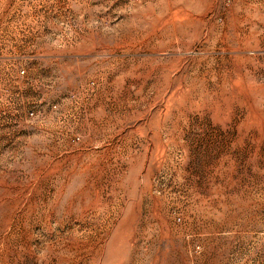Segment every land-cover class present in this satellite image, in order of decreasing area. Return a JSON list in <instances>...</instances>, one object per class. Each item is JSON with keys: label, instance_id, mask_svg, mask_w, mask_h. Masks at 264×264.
<instances>
[{"label": "rangeland", "instance_id": "1", "mask_svg": "<svg viewBox=\"0 0 264 264\" xmlns=\"http://www.w3.org/2000/svg\"><path fill=\"white\" fill-rule=\"evenodd\" d=\"M0 264H264V0H0Z\"/></svg>", "mask_w": 264, "mask_h": 264}, {"label": "built area", "instance_id": "2", "mask_svg": "<svg viewBox=\"0 0 264 264\" xmlns=\"http://www.w3.org/2000/svg\"><path fill=\"white\" fill-rule=\"evenodd\" d=\"M24 73V72H23Z\"/></svg>", "mask_w": 264, "mask_h": 264}]
</instances>
